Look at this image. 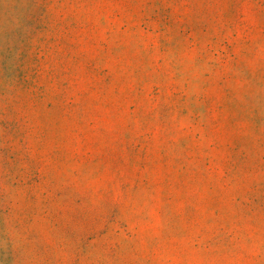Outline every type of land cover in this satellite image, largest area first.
Instances as JSON below:
<instances>
[{
  "label": "rangeland",
  "instance_id": "rangeland-1",
  "mask_svg": "<svg viewBox=\"0 0 264 264\" xmlns=\"http://www.w3.org/2000/svg\"><path fill=\"white\" fill-rule=\"evenodd\" d=\"M0 264H264V0H0Z\"/></svg>",
  "mask_w": 264,
  "mask_h": 264
}]
</instances>
